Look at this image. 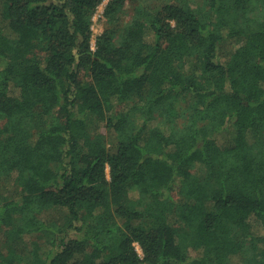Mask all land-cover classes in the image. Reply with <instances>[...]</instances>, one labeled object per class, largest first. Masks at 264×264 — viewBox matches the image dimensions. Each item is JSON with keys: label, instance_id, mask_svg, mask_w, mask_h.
<instances>
[{"label": "trees", "instance_id": "16d2710c", "mask_svg": "<svg viewBox=\"0 0 264 264\" xmlns=\"http://www.w3.org/2000/svg\"><path fill=\"white\" fill-rule=\"evenodd\" d=\"M103 1L0 0V264H264V0Z\"/></svg>", "mask_w": 264, "mask_h": 264}, {"label": "rangeland", "instance_id": "374dc122", "mask_svg": "<svg viewBox=\"0 0 264 264\" xmlns=\"http://www.w3.org/2000/svg\"><path fill=\"white\" fill-rule=\"evenodd\" d=\"M165 1H172V0H126V4L123 7V11L121 13H119L121 16L122 22L126 23L127 21H129L134 16L136 8L140 5L145 4V5H148L150 7H154V6L159 7ZM107 3H108V0H104L99 5L96 13L93 16V25H92V28H93V40H92V42H93V44H95L96 36H98L100 33H102V31L106 27L109 26L107 24L106 18L104 17V11H105ZM0 28L5 29L6 23L3 21H0ZM103 130H104L103 132L106 133L105 129H103ZM44 216L48 219L50 218L51 220H53L55 222L63 220V217H62L63 215L59 212H56V211H51V212L45 213ZM3 239H4L3 237L0 238V249H2V250L4 249L3 246L5 247L4 241H2ZM24 240H25V243L23 244V246L25 245L26 248H28L29 246L33 245V242H35L37 240L43 241V240H45V238L44 237L40 238L38 236H28ZM136 246H137L139 254L143 255L141 246L138 243H136ZM241 262L243 264V261H241ZM239 264H241V263H239Z\"/></svg>", "mask_w": 264, "mask_h": 264}]
</instances>
